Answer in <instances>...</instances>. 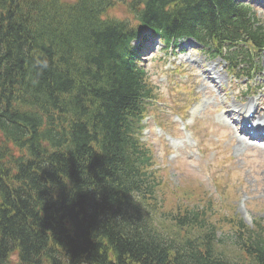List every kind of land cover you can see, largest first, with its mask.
<instances>
[{"label": "trees", "instance_id": "obj_1", "mask_svg": "<svg viewBox=\"0 0 264 264\" xmlns=\"http://www.w3.org/2000/svg\"><path fill=\"white\" fill-rule=\"evenodd\" d=\"M112 5L0 0V70L4 58L10 63L8 78L0 76V264H13L15 250L17 264H264V225L239 222L234 242L243 256L233 259L198 212L183 219L184 236L172 230L164 236L148 224V202L129 197L145 151L127 135L124 117L137 110L146 87L125 61L128 24L104 18ZM209 6L197 9L222 15L225 32L239 33L243 19L231 21L222 7ZM244 29L264 36L263 29ZM16 59H30L32 77L64 97L59 121L43 133L33 128L28 141L6 83L32 72ZM21 87L34 95L32 83ZM7 143L28 156L8 163Z\"/></svg>", "mask_w": 264, "mask_h": 264}, {"label": "rangeland", "instance_id": "obj_2", "mask_svg": "<svg viewBox=\"0 0 264 264\" xmlns=\"http://www.w3.org/2000/svg\"><path fill=\"white\" fill-rule=\"evenodd\" d=\"M67 1H71V0H67ZM117 15H119V18H124L122 15H124V12L121 9H117ZM158 76H156V78L154 79L156 82H159V80L157 79ZM165 76H163V80H165ZM160 83V82H159ZM168 84H170L171 86L173 85L172 82H169L168 80ZM216 116H214L215 118ZM170 121H173L175 117L169 116ZM179 124V123H178ZM187 125V124H185ZM212 157V154L209 155L205 161V164H208L210 159ZM206 170V166L201 165L200 167H190V165L187 166H183L182 169H178V168H174V169H170L169 170V185L166 186L165 191L166 193H169V195L176 193L178 196H176V198L174 200L179 201L183 195L182 190L177 189V191H172V187H174L177 184L182 185L181 189H186L188 187H191L192 185L189 183H193L196 184L197 182L195 181V179L193 178L192 174L195 173H202L200 174V178L199 179L201 182H203L207 188V190H212L214 191V185L211 182V171L204 173ZM223 185H226V179L224 176L220 177ZM171 180V181H170ZM254 181V179H253ZM250 182V181H248ZM262 184V185H261ZM260 185H258L257 189L253 186L250 187V189L246 192V188L242 189V193L240 194H236L233 198L227 199V200H220L222 202H227V204L230 202V207H235L234 209L232 208H228L227 210H225V212H228L230 214H232L233 216H235V214H239L247 224L251 225L252 224V220L253 218H257V219H262L264 220V182H262ZM226 190V188H225ZM214 194H216L214 192ZM241 196V200L239 199V197ZM217 199H219L218 196H216ZM92 199V198H91ZM247 204H249V207H247ZM86 214L85 217H90L89 214V207H85L82 208ZM231 227L227 226L225 228V231H230ZM225 249V251L228 254L231 255H235L236 254V249L232 246H230L229 244L225 243L224 245H222Z\"/></svg>", "mask_w": 264, "mask_h": 264}, {"label": "bare ground", "instance_id": "obj_3", "mask_svg": "<svg viewBox=\"0 0 264 264\" xmlns=\"http://www.w3.org/2000/svg\"><path fill=\"white\" fill-rule=\"evenodd\" d=\"M17 60V59H16ZM24 61V59H18L16 61L17 64H21ZM17 68V67H15ZM34 76H36V73H34ZM8 78V76L6 77ZM25 79L24 78H19L16 81H12V82H7V89L10 91V93H8L9 97H12L13 95H15V98L19 101H24L25 100V96L27 93L30 92H26L25 88L21 87V85H23L25 83ZM51 84H53V82H49ZM54 85H51V87ZM227 117H231L232 114L230 112H228V114L226 115Z\"/></svg>", "mask_w": 264, "mask_h": 264}]
</instances>
